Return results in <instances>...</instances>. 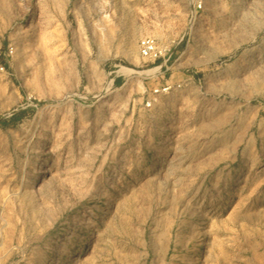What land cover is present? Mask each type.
Returning a JSON list of instances; mask_svg holds the SVG:
<instances>
[{
  "label": "rangeland",
  "instance_id": "obj_1",
  "mask_svg": "<svg viewBox=\"0 0 264 264\" xmlns=\"http://www.w3.org/2000/svg\"><path fill=\"white\" fill-rule=\"evenodd\" d=\"M195 1L0 0V264H264V0Z\"/></svg>",
  "mask_w": 264,
  "mask_h": 264
},
{
  "label": "built area",
  "instance_id": "obj_2",
  "mask_svg": "<svg viewBox=\"0 0 264 264\" xmlns=\"http://www.w3.org/2000/svg\"><path fill=\"white\" fill-rule=\"evenodd\" d=\"M204 2L202 0L195 1L194 15H197L204 9ZM140 55L143 58L157 60L163 56V50L161 49L159 43L154 37H144L139 42ZM172 87L169 85L161 86L155 89L154 93L157 96L169 95ZM152 103H148L147 106L151 107Z\"/></svg>",
  "mask_w": 264,
  "mask_h": 264
},
{
  "label": "bare ground",
  "instance_id": "obj_3",
  "mask_svg": "<svg viewBox=\"0 0 264 264\" xmlns=\"http://www.w3.org/2000/svg\"><path fill=\"white\" fill-rule=\"evenodd\" d=\"M198 25H199V24H198ZM31 26H32V25H31ZM199 26H200V25H199ZM199 29H200V27H199ZM45 36H47V35H45ZM48 37H49V36H48ZM44 41H45V39H44ZM24 48H25V47H24ZM25 50H26V49H25ZM170 137H171L170 134H167L166 137H165V138H166L165 142L168 141V140L170 139ZM45 173H46V171H45ZM52 263H53V262H52Z\"/></svg>",
  "mask_w": 264,
  "mask_h": 264
}]
</instances>
